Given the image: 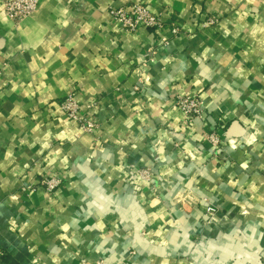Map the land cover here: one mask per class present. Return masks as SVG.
Returning a JSON list of instances; mask_svg holds the SVG:
<instances>
[{"label":"crops","instance_id":"obj_1","mask_svg":"<svg viewBox=\"0 0 264 264\" xmlns=\"http://www.w3.org/2000/svg\"><path fill=\"white\" fill-rule=\"evenodd\" d=\"M137 1L40 0L15 23L0 0V264H264V2L141 0L179 28L159 44L108 14ZM184 94L204 108L189 123Z\"/></svg>","mask_w":264,"mask_h":264},{"label":"built area","instance_id":"obj_2","mask_svg":"<svg viewBox=\"0 0 264 264\" xmlns=\"http://www.w3.org/2000/svg\"><path fill=\"white\" fill-rule=\"evenodd\" d=\"M39 1L2 0V12L13 22L20 23L33 14ZM260 1L264 2V0ZM108 14L125 32L134 33L139 29L153 30L158 37L156 40L159 44H167L168 39L179 35V28L175 24L167 22L160 15L154 14L141 0L132 5L111 7L108 10ZM215 22V17L207 16L202 26H212ZM155 50L157 49L150 48L142 58L150 60ZM134 89L137 90L138 88L135 87ZM172 103L184 116L185 123L191 122L194 118H201L204 114L203 104L195 96L189 94L175 95L172 98ZM59 106L66 119L75 124L83 132L92 133L97 129V123L87 113L86 108H89V106L87 105L83 108L75 99L73 93L67 94ZM208 142L213 149L216 148L220 143L217 133L211 132L208 134ZM133 172L141 180L149 181L152 179V173L149 168H133ZM60 183L61 180L59 178L42 177L36 185L43 188L44 191L52 193ZM23 189L32 190L33 188L30 185H24ZM96 264L106 263L97 262Z\"/></svg>","mask_w":264,"mask_h":264},{"label":"rangeland","instance_id":"obj_3","mask_svg":"<svg viewBox=\"0 0 264 264\" xmlns=\"http://www.w3.org/2000/svg\"><path fill=\"white\" fill-rule=\"evenodd\" d=\"M210 208H212L213 210L212 209L210 210ZM204 215L206 216V223L208 222L210 225H213V224L219 222L216 218V209L214 207L210 206L209 204H207V205L205 204ZM129 252L130 253L128 254L129 257L127 258V260H130L131 257L134 255V252L132 250H129ZM181 258L178 259L177 263H175V264H188V259H189L188 256H184L182 258L183 259L182 262L180 263ZM97 262H104V261L99 259V258H96L94 260V264H96ZM122 263H123V261L121 260V262H116L113 264H122ZM106 264H109V263H106Z\"/></svg>","mask_w":264,"mask_h":264}]
</instances>
